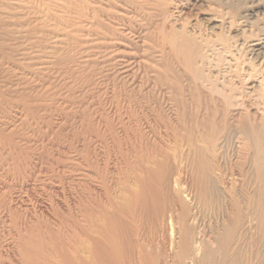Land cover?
<instances>
[{
    "label": "bare ground",
    "instance_id": "obj_1",
    "mask_svg": "<svg viewBox=\"0 0 264 264\" xmlns=\"http://www.w3.org/2000/svg\"><path fill=\"white\" fill-rule=\"evenodd\" d=\"M202 3L90 0L86 15L75 14L87 25L90 45L108 43L118 61L129 58L138 65L147 76L145 90L133 93L131 85L133 92H103L102 110L92 100L85 108L61 97L65 108L78 110L63 115L70 132L76 131L71 157L69 146L59 145L68 128L63 117H37L45 107L38 106L41 99L21 96L16 109L22 117L0 126L3 257L18 264H171L174 258L177 264H198L212 237L229 254L257 235L264 242V96L258 93L263 77L249 71L236 87L222 73L231 51L204 31H220L224 22L203 14ZM140 10L147 14L143 22ZM251 48L264 49V38L253 40ZM32 62L29 69L17 64L26 79L43 75ZM130 69L119 71L127 76ZM42 82L36 85L44 90ZM43 138L48 142L39 147ZM63 178L73 184L70 191Z\"/></svg>",
    "mask_w": 264,
    "mask_h": 264
},
{
    "label": "rangeland",
    "instance_id": "obj_2",
    "mask_svg": "<svg viewBox=\"0 0 264 264\" xmlns=\"http://www.w3.org/2000/svg\"><path fill=\"white\" fill-rule=\"evenodd\" d=\"M133 1L136 3L137 1L141 2L142 0H132V2ZM65 2L68 3L65 4ZM89 2L90 0H0V6H1L0 15L4 16V17H0V46H1L0 52L3 50L4 51L7 50L6 55H5L6 52L4 51L0 53V126H2L3 123L10 122L12 119H15L17 116L22 117L21 110L20 112H18L19 108L16 109L17 103H19L20 105L22 104V102L19 101L21 99V96L22 97L25 96L26 98L28 95L26 99H28V101L30 100L31 102L33 99L32 97L35 98V96L37 99L38 98L41 99V100H36L37 102L39 101L38 106L39 104H44L45 107L38 111L37 117L40 118L44 117L45 119L50 120V122H52L56 119V117H59L58 114L61 115L64 119L63 115L69 116L75 111H78L76 110V108L72 106L74 105V103L79 101H81L84 104L82 105L83 107L88 108L89 106L87 103H89L92 100L94 106L99 107V109L102 110V108L106 106L104 101L106 100L105 96L102 95H105L106 93L109 94L111 91H113L112 88H114L115 91L119 89L120 90L125 89V91L133 92L131 91V89H133L134 90L133 93L136 92H137L136 94H138V92L144 93L145 90L144 86L147 82V76L144 74V72H142V70L139 67L136 68L138 66L137 64H134L133 61L130 60L129 58H127V60L129 59L128 60L129 62L127 60L125 62L120 60L118 61L119 57L116 56L117 52L113 50L115 47H113L108 43H106L104 47L103 46L101 47V45L98 46L99 42L97 41H95L97 43L91 42V44L93 45L94 43L96 44L94 45V47L89 44L90 32H88L87 30V25L84 22L79 21L77 16L75 15L80 11H84V15H86L85 9L87 8ZM202 2L203 5L201 11L203 14L204 13L214 14L216 16H219L218 19L219 20L222 19L221 21L224 22V25L221 28L222 30L220 31L212 30L208 28H207L208 30L206 29V31H204L208 36H211L213 39L218 40L220 42L222 41L226 42L227 45L226 47L229 50L228 53L231 51L229 53L231 55L228 54L229 56L225 57V58H229V57L231 58L228 65H225L228 68L226 67L224 68L223 67L224 65L220 67L222 73L226 71L225 72V74L227 75L226 77L230 81L234 82L236 87L237 86L239 87L241 84L244 85V83L246 82L244 80V77L245 78L248 77L249 71H250V76L254 72L260 77H263L264 79V60H263L264 49H261L260 51H253V49L251 48L253 40L264 38V0H202ZM67 4L70 5V7ZM125 6L126 5H123V8H125ZM146 9L147 11L148 10L150 11V6L147 7ZM4 10L5 11L7 10L6 12L8 13H6ZM139 13H140L139 16L140 18L138 17L137 18L140 22H143L144 16H146L147 14L144 13V10ZM6 15H8V17ZM140 19H142L143 21H141ZM181 19L183 20V18ZM184 21L186 22L187 20H183L182 22ZM8 38H10V40ZM3 54L5 57L3 56ZM6 56H8V58L11 59L8 58L6 59ZM12 56L13 58L14 57L15 58L13 59ZM24 56L26 57V59L29 60L30 63L26 61ZM27 56L29 58H27ZM218 58L219 59L221 58L223 62V58L221 54L218 56ZM39 59L41 60L43 59L42 62L41 60L38 61ZM53 59L54 60L58 59L57 62L55 60L56 64L54 63ZM23 60L26 62H24ZM34 60H37L38 62ZM47 60H49V63ZM22 61L24 63L21 64ZM31 61L35 63L34 64L32 62L34 66L37 65L34 68H37L38 70L40 69L38 71L40 72L38 73V75L43 74L42 76L44 77L43 80L45 82L46 81L49 82L48 81L49 78L50 80V83H48L49 85L46 84L47 82L45 83L43 80H41L42 79L41 75L40 78L38 77L36 79H33L34 80L33 81L32 79L29 78L26 79V77L24 78V76H22V74L19 73L22 70L20 67L29 69L28 67L31 64ZM131 61L132 63L130 64ZM40 62L41 64H39ZM58 62L61 64H59ZM67 62H68L67 65L68 68L65 67ZM18 63L20 65L19 68H18L19 65H17ZM28 63L29 65H26ZM62 63L65 64L62 65ZM121 63L122 64L125 63V64L122 65ZM127 63H129L131 66L129 64L126 66ZM121 66H123L124 68H122ZM61 67L62 68L65 67L64 70L65 69L68 70L65 72H61L63 71V69L60 70ZM125 68L126 69L131 68L130 71L128 70L127 76L125 75L126 72H124L125 74H123L124 71L123 69ZM16 69L18 71L19 69L21 70L18 72ZM41 69L44 71H41ZM119 70L120 71L123 70V71L120 73ZM60 72L63 73L64 76L63 75L61 76ZM56 76H58L59 78L60 77L63 78H60L59 80V78ZM131 77H133L132 80ZM37 79L39 81H36ZM89 79L91 80V84L89 82L90 81ZM263 79L261 82L262 83L261 88H259L258 91V93L261 94L262 96H264ZM41 82L43 83V86H45V88L42 87L44 90L40 89L39 87ZM33 84L36 87L35 86L33 87ZM30 85L32 88L30 87ZM46 86L48 87V89ZM37 87H39L40 90L36 89ZM3 89L5 90V94L7 92L6 95L4 94ZM105 90H107V92ZM103 92L105 94H103ZM2 94L5 95L3 96V98L1 97ZM16 94L17 96H15ZM19 95L20 97L19 99H17ZM61 97L62 99H65L64 101L70 102V104L72 103L73 105H70L68 103L69 107L65 108L63 104L60 103ZM74 97H76L77 99ZM103 101L104 104L101 103ZM35 106L34 108L36 109L37 106L36 107ZM43 112H46V115H44ZM87 112L89 111L86 110L85 113L88 114ZM64 122H65V127L71 125L70 120H68L67 122L65 120ZM21 127H22L21 125L18 126V128L20 129ZM70 129H71L70 127L67 128L66 137L64 132H62V135L59 134L62 136V138L59 139V145L69 146V152H68L69 156L70 154L71 155L76 154V151H74V149L71 146L72 138H74V134L72 132H76V131L70 132ZM44 130L47 133L48 139L56 140L57 134H55V132L48 131L45 128ZM44 139L46 138H43V141L41 142L39 147L44 146L46 144V141L48 142V139L46 140ZM85 155H86L85 152H81V156L84 157ZM43 168L47 170L49 175L53 174L51 170V166L46 164L43 166ZM65 172L68 174V171ZM67 181H68L67 179L65 180V178H63L61 180V184H63L62 185L63 187L65 186L64 189L66 188L67 191H70L73 184ZM257 236L256 238H253L250 241L251 244L249 242L248 243L246 242L248 244L247 246L246 243L240 245L239 248L242 250H240L239 248H237V251L236 249L232 250V252L235 253L237 257L240 254L238 259L233 253H232L233 255L229 253H225V251H223L225 248L223 246L222 248L221 244L219 245V243L216 242L212 237L210 238L211 241L209 239L206 241V243H204L202 249H204L203 252H205V255H203L202 259L198 262V264H212V263L232 264V262H234L233 264L235 263L258 264L260 260L261 263L259 264H264V256H262L264 254V242L259 235ZM0 239L3 240V241L0 240V242H4V240H6L7 237H4L3 239L2 236L0 237ZM217 250H219V252ZM258 254L261 255L262 258ZM0 256H2L0 257V261H1L0 264H18L17 262L14 261L10 262L9 260H7L6 256L3 257V255L1 254ZM221 256L222 257L224 256L225 259H223ZM228 256H230V259L233 256H235V258L233 257L234 259L230 260ZM254 256H256L257 258ZM239 258L240 259L243 258V260H240ZM5 260L7 262H5ZM170 263L177 264L176 258L172 259Z\"/></svg>",
    "mask_w": 264,
    "mask_h": 264
}]
</instances>
